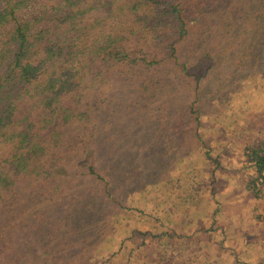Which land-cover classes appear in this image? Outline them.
Segmentation results:
<instances>
[{
  "label": "rangeland",
  "instance_id": "374dc122",
  "mask_svg": "<svg viewBox=\"0 0 264 264\" xmlns=\"http://www.w3.org/2000/svg\"><path fill=\"white\" fill-rule=\"evenodd\" d=\"M242 32L206 42L208 56L183 55L187 72L164 66V85L147 96L135 84L114 89L117 113L101 120L92 157L100 175L75 169L67 198L25 206L42 241L28 240L24 260L264 264V170L249 153L264 140V49L250 65Z\"/></svg>",
  "mask_w": 264,
  "mask_h": 264
},
{
  "label": "trees",
  "instance_id": "16d2710c",
  "mask_svg": "<svg viewBox=\"0 0 264 264\" xmlns=\"http://www.w3.org/2000/svg\"><path fill=\"white\" fill-rule=\"evenodd\" d=\"M251 5L0 0V264H29L24 259L42 241L39 231L31 232L37 225L25 206L67 198L75 169L100 175L92 157L102 146L101 120L109 124L117 113L114 89L135 84L147 96L164 85V66L187 72L190 60L183 55L208 56L206 42L227 40L238 30L252 41L241 44L240 57L252 49L250 65L256 64L264 49V0H255L254 10ZM243 16L252 18L254 31ZM90 147L91 160L84 163ZM249 149L263 171L264 140ZM33 235L35 243L28 241Z\"/></svg>",
  "mask_w": 264,
  "mask_h": 264
}]
</instances>
